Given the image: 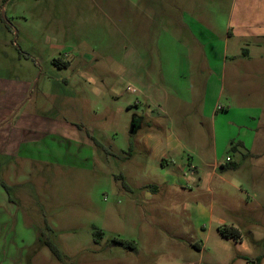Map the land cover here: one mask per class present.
Here are the masks:
<instances>
[{"label":"rangeland","instance_id":"obj_1","mask_svg":"<svg viewBox=\"0 0 264 264\" xmlns=\"http://www.w3.org/2000/svg\"><path fill=\"white\" fill-rule=\"evenodd\" d=\"M132 1L0 0V78L30 84L20 113L58 121L55 132L34 137V148L24 151L28 156L0 155V195L14 206L0 227V264H221L226 257L225 264H248L237 257L241 247L217 231V219L240 226L253 261L264 253V142L246 150V157L230 148L220 153L219 162L228 168L217 171L225 182L223 191L217 189V219L202 222L203 251L180 237L181 222L150 206L136 207L129 198L130 192L140 199L145 191L171 189V177L179 172L187 203L208 206L210 194L197 187L186 155L182 173V156L176 166L147 164L138 143L147 132L168 135L156 129L160 120L189 147L201 143L206 160L194 164L211 171L204 164L212 153V121L189 104L204 95L209 78L208 96L220 93V106L253 114L264 141V39L247 35L264 31V1L136 0L134 14L144 20L141 10H149L152 16L151 35L139 21L134 27ZM180 17L193 19L185 23L199 40L193 42L184 25L172 20ZM186 46L194 47L190 63ZM67 60L73 61L69 68ZM149 94L166 99V115L148 113ZM220 114L218 126L231 124L232 116ZM229 156L238 169L230 167ZM251 232H258V244ZM41 234L59 248L63 261L39 243ZM191 236L205 239L196 229ZM120 241L134 242L138 252Z\"/></svg>","mask_w":264,"mask_h":264},{"label":"crops","instance_id":"obj_2","mask_svg":"<svg viewBox=\"0 0 264 264\" xmlns=\"http://www.w3.org/2000/svg\"><path fill=\"white\" fill-rule=\"evenodd\" d=\"M263 1L264 0H260L261 6ZM131 5L134 8H130V14L133 18L132 21L134 22V27H138L137 22L139 21L141 22V24H143L142 27L144 31L146 30V32H150L149 34L151 35L153 29L151 28L149 21L152 20V16L150 15L149 10H147L148 12L141 10L142 17L144 18V20H142L140 17H137V15L134 14V10L138 9L137 1L133 0ZM172 20L178 22L180 21L184 25L183 29H187L186 32L188 36L192 38L193 42L195 39L199 40L197 36L198 34H194V32L196 33V31H194V28H190L185 23L186 20L189 22H194L191 21L193 19L190 18L184 20L183 17H180L173 18ZM182 24L179 25L180 28H182ZM247 35H253L257 38L262 37L264 39V31H258L256 33L249 32ZM174 39H176V43H178V45L185 48V43L183 40L182 42L180 38ZM136 40L137 39L134 36V47L138 46ZM149 45V43H145L144 47L148 48ZM193 50L194 47L191 46H186V49H184L187 54L189 63L193 60ZM75 54L78 55V52H76ZM222 58H227L225 51L223 52ZM58 61L59 60H55V63H58ZM72 63L73 61L71 60L63 62L66 68L72 66ZM211 80L212 78H209L206 80V83H204L206 93L204 92V95L202 97H197V99L195 98L193 99V101L189 102L193 113L200 115L203 119L206 118L212 121V153L210 159L204 164V166L206 168L209 167L211 171L205 169L199 171L198 165L194 164L196 160L201 163L206 160L204 146L201 145V143L196 142L194 147L191 148L186 145L185 142L180 138L172 137L171 134H173L174 131H172L171 128H167L166 126H164V124L162 125L163 122L160 120H158V123L161 125H157L158 128L156 129L168 135L165 138H162L159 134L156 135L153 132H147L142 140L138 143L142 144L145 149V155L148 158L147 164L151 162L157 163L163 167H169L171 166V164L176 166V164H174L175 161H177L179 157L182 156L181 163H179L178 165V167H182L184 166L183 157L184 155H186L190 174L196 173L198 175L200 184H198L197 187L199 188V190H202V188L205 189L210 194L208 206V202L198 201L197 205H193L189 202L187 203L189 199L185 198L184 196L186 187L183 185L185 179L182 176L180 177L178 175L179 172H175V174H173L171 177V189L163 191L162 189H157L155 191H145L141 194L140 199H138V195L136 193L134 194V192H130L129 195V198H131V203L136 207L143 208L145 206L148 208V206H150V209L158 213V215H167L170 219L173 218L174 222H181L184 226L185 231L180 237L187 238L188 240H193L194 245H196V247L200 249V251H203V246L205 245L204 241L207 238L205 236V231H203L205 229V226L202 222L205 219L208 221L217 219L214 212L217 189L223 191L222 183L225 182L224 175H219L217 171L220 170V172L224 173L225 169H222L221 166H223V168H228V164L219 162L220 153L225 149L230 148L231 145L236 144L240 146L235 153H242L244 156L246 150L252 151L256 147L260 148L264 142L263 140L258 138V128L256 127L257 119L253 114L251 115L250 113H248L247 111H243L242 109H233L229 106H220L218 102L221 99L219 95L220 93L217 95L213 94L212 96H208ZM29 86L30 84L28 82H23L19 79L10 80L6 78H0V155H10L14 157L23 155L24 157H26L29 155V153L24 154V151L29 152L31 148H34L32 144L37 142L34 137H37L40 134L47 135L50 132H55L56 128L58 127V121L54 116L52 118L49 116H41L38 113L19 112V106H22L25 103L23 101L26 98ZM145 97L147 100H149L150 109L148 110V113H151L153 117L158 119L168 112L166 108L167 101L166 99H163V97L155 99L151 94L146 95ZM177 100H179L180 102H184L181 96L177 97ZM156 110L160 111V113L155 114ZM171 111L173 112L174 108ZM223 112L226 116H232L233 120L229 125L218 126V120L221 119V117H224V115L220 114ZM178 113H180V110H178ZM201 126L204 128V123H202ZM134 133H136V131ZM218 135L223 136L218 137ZM230 157L232 159L233 156ZM231 163H235L233 162V159ZM181 169H183V167L179 170L184 173ZM217 178L220 182L218 184H216ZM186 181L188 180L186 179ZM167 183V179H164L163 184ZM1 192L2 191L0 189V193ZM0 196V227H2V221L7 219V217L10 215L9 213L12 211V207L14 206L10 203V200H8L9 198H6L5 194ZM224 208L227 207L225 206ZM228 211L231 212V209L228 208ZM142 214L145 217V214ZM217 221H219L222 226L234 227L240 230V226L237 225L233 220L217 219ZM195 229L198 233L197 237H204L205 239L198 240L197 238L192 237L191 231H194ZM218 229L219 227L217 228V231ZM251 234L253 236L254 242L258 244L260 242V239H256V235H258V232H251ZM223 239L229 241L234 240L235 244L241 247V250H237V257L238 255L250 256V247L245 239ZM134 245L136 246V250L131 251L137 253V245L135 243ZM228 260L229 258L226 257L221 261V264L227 263Z\"/></svg>","mask_w":264,"mask_h":264},{"label":"trees","instance_id":"obj_3","mask_svg":"<svg viewBox=\"0 0 264 264\" xmlns=\"http://www.w3.org/2000/svg\"><path fill=\"white\" fill-rule=\"evenodd\" d=\"M94 142H95L96 145L100 146V143H98L96 141H94ZM239 146L240 145H236V144L235 145H231L230 152H233V153L237 152ZM230 167L236 169L237 168V164L231 163ZM1 186L3 187L4 190H6L7 193H9L10 187L8 185H6L5 183H1ZM124 186H127V184L124 183ZM9 199H10V202H12V199L10 197H9ZM218 232L220 233V235L223 238H226V239H230V238L235 239V240L244 239L243 233L239 229H236L234 227H225V226L224 227H219ZM95 235H96V237H101L102 236V232L101 231H96ZM39 243H41L44 246H47L51 250V252L57 257L58 260L63 261L64 257L62 255L61 251L59 250V248L49 238H47L43 234H41L39 236ZM119 244L122 245L126 249L133 250V251L136 250V246L134 245L133 242L120 241ZM238 259L244 260L248 264H261L263 259H264V253L262 255L258 256L255 259V261H253L251 259V257L247 256V255H238Z\"/></svg>","mask_w":264,"mask_h":264},{"label":"built area","instance_id":"obj_4","mask_svg":"<svg viewBox=\"0 0 264 264\" xmlns=\"http://www.w3.org/2000/svg\"><path fill=\"white\" fill-rule=\"evenodd\" d=\"M231 161H232V160H231L230 156L227 157V162L229 163V162H231Z\"/></svg>","mask_w":264,"mask_h":264},{"label":"water","instance_id":"obj_5","mask_svg":"<svg viewBox=\"0 0 264 264\" xmlns=\"http://www.w3.org/2000/svg\"><path fill=\"white\" fill-rule=\"evenodd\" d=\"M134 132V129L132 130V133Z\"/></svg>","mask_w":264,"mask_h":264}]
</instances>
